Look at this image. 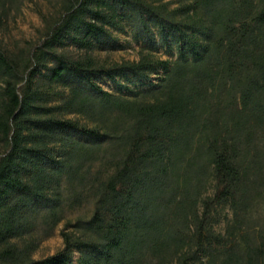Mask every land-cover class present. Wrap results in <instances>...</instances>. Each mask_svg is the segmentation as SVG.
I'll use <instances>...</instances> for the list:
<instances>
[{
  "label": "trees",
  "instance_id": "1",
  "mask_svg": "<svg viewBox=\"0 0 264 264\" xmlns=\"http://www.w3.org/2000/svg\"><path fill=\"white\" fill-rule=\"evenodd\" d=\"M170 1L59 0L0 45V264H264V0ZM117 35L138 60L100 66Z\"/></svg>",
  "mask_w": 264,
  "mask_h": 264
},
{
  "label": "rangeland",
  "instance_id": "2",
  "mask_svg": "<svg viewBox=\"0 0 264 264\" xmlns=\"http://www.w3.org/2000/svg\"><path fill=\"white\" fill-rule=\"evenodd\" d=\"M170 0H165V2ZM170 7L175 8L178 5L174 1ZM59 0H14L6 13L0 10V45L12 55L27 56L43 40L47 26L52 23L59 12ZM118 47L111 51H96L91 56L103 67H109L113 64L122 62H132L138 60V46L133 42L130 36L117 35ZM72 57L83 56L82 53L71 51ZM159 57L165 59L163 51H159ZM101 86L108 91H113V85L110 82L101 81ZM70 119L83 120L77 116H70ZM93 209L92 200H87L79 208L68 211L64 219L55 228L52 235L41 241L38 249L33 254L34 260H41L60 252L64 245L61 232H69L66 229L67 222H74L77 219L88 218ZM77 257V254H75Z\"/></svg>",
  "mask_w": 264,
  "mask_h": 264
}]
</instances>
